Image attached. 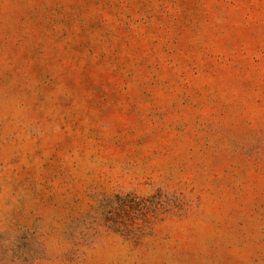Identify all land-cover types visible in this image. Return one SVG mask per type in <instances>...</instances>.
I'll return each mask as SVG.
<instances>
[{
	"label": "rangeland",
	"instance_id": "rangeland-1",
	"mask_svg": "<svg viewBox=\"0 0 264 264\" xmlns=\"http://www.w3.org/2000/svg\"><path fill=\"white\" fill-rule=\"evenodd\" d=\"M0 264H264V0H0Z\"/></svg>",
	"mask_w": 264,
	"mask_h": 264
}]
</instances>
